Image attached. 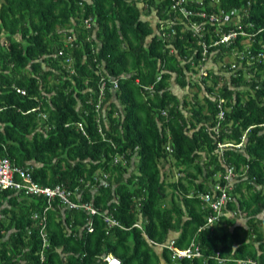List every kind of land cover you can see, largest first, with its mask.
<instances>
[{
	"label": "trees",
	"instance_id": "trees-1",
	"mask_svg": "<svg viewBox=\"0 0 264 264\" xmlns=\"http://www.w3.org/2000/svg\"><path fill=\"white\" fill-rule=\"evenodd\" d=\"M174 5L0 0V158L96 210L0 192V264H264V0Z\"/></svg>",
	"mask_w": 264,
	"mask_h": 264
},
{
	"label": "built area",
	"instance_id": "built-area-1",
	"mask_svg": "<svg viewBox=\"0 0 264 264\" xmlns=\"http://www.w3.org/2000/svg\"><path fill=\"white\" fill-rule=\"evenodd\" d=\"M175 2V5L173 8L179 7V11L183 18H187L189 15V12L186 8L183 7V4L185 0H173ZM201 17H206L205 14H201ZM227 17V16H226ZM209 22L210 23H220V16L218 15H210L209 16ZM195 31L198 33L201 29L198 27L194 28ZM236 34L231 32L229 34H223L221 37V42L223 43H229L231 40L235 39ZM219 44L214 43V45ZM204 48V56L207 54V46L203 45ZM205 59V58H204ZM71 60H68V63H70ZM202 75H205L202 72ZM104 84L102 85L103 88ZM117 87V84L114 83V88ZM18 93L25 95L24 91L17 90ZM220 118L223 116V113L220 112ZM224 146L219 145V148L222 149ZM239 147V146H238ZM232 175V169L228 170V175L224 178L226 180V186L221 188L220 184H217L216 189L222 191L221 195L216 197L215 200H212V196L209 194L204 196V202L209 204V206L213 209L215 212H219L223 205L229 200L227 196V190H230V187L228 185V181L230 180ZM78 188H76L75 193L78 192ZM4 191H14V192H20L23 191L29 196H35L40 197L43 196L48 203L55 197L60 198L64 203L68 205V208L70 209H83L84 211L90 213L91 215H94L96 213V210L91 206V204H78L70 201L69 196L70 192L65 191L64 189L60 187H55L54 189H50L48 187H42L39 184H37L31 176V172L29 169L22 168L16 166L14 163L10 161L7 157L0 158V192ZM31 218L34 221H38V224L41 226L40 235L43 239L44 246H45V235H44V229H45V222L46 217L45 214L42 218H39V215L34 214L31 216ZM215 220L214 217H210L208 219V224H211ZM105 222L108 224V226L117 225L115 221H112L109 218H105ZM91 231V229H89ZM168 248L172 251V260L177 259H189L193 256H199L198 249L195 250V252H192L190 249H177L174 247L173 242L170 243ZM107 262H111V258L107 257L105 258Z\"/></svg>",
	"mask_w": 264,
	"mask_h": 264
},
{
	"label": "crops",
	"instance_id": "crops-1",
	"mask_svg": "<svg viewBox=\"0 0 264 264\" xmlns=\"http://www.w3.org/2000/svg\"><path fill=\"white\" fill-rule=\"evenodd\" d=\"M170 89L172 91V93L177 97V99L180 101V103L182 104V101H183V97L186 93L190 92V90L188 89H181L179 86L176 85V83L174 81H171L170 82ZM112 102H115V98H112L111 99ZM234 183V182H231L230 185ZM231 189H232V186H231ZM226 217L229 218V219H233L234 218V214H232L231 212H226ZM245 224V221L244 220H234V225H243ZM178 236V234L176 233H171L167 242L166 243H169V241L171 239H174ZM166 245V244H165ZM168 245V244H167ZM172 260V259H171Z\"/></svg>",
	"mask_w": 264,
	"mask_h": 264
},
{
	"label": "clouds",
	"instance_id": "clouds-1",
	"mask_svg": "<svg viewBox=\"0 0 264 264\" xmlns=\"http://www.w3.org/2000/svg\"><path fill=\"white\" fill-rule=\"evenodd\" d=\"M33 111H35V109L33 110ZM220 114V113H219ZM42 117L43 118H45V115H42ZM219 118H220V115H219ZM219 145H223L224 147L222 148V149H220L219 148ZM225 146H229V144H218V149H219V151H222L224 148H225ZM239 146V147H238ZM236 147H238V148H240L241 147V145H237ZM221 153V152H220ZM115 162H117V158H115V160H114ZM229 169H232V168H227V170H226V173H225V176L223 177V180L226 182V180L224 179L227 175H228V170ZM103 176L105 177L106 175L105 174H103ZM231 182H233V169H232V175H231V178H230V180L228 181V185H229V187H230V189H231V185H230V183ZM227 183V182H226ZM226 183H225V185L224 186H226ZM219 184V183H218ZM96 214V213H95ZM94 214V215H95ZM91 215V214H90ZM93 216V215H92ZM105 219V218H104ZM208 224V223H207ZM89 229H91L90 227H89ZM88 229V230H89ZM91 231H92V229H91ZM170 243H172V241L170 242ZM170 243H168V245H167V247L170 245ZM175 247V246H174ZM176 248V247H175ZM169 249V248H168ZM177 249H179V248H177ZM170 250V249H169ZM171 251V250H170ZM172 252V251H171ZM107 257H110L111 258V262H107L106 260H105V258H107ZM103 262L105 263V264H120V260L118 259V258H116L115 256H113V255H106V257H104V259H103Z\"/></svg>",
	"mask_w": 264,
	"mask_h": 264
},
{
	"label": "rangeland",
	"instance_id": "rangeland-1",
	"mask_svg": "<svg viewBox=\"0 0 264 264\" xmlns=\"http://www.w3.org/2000/svg\"><path fill=\"white\" fill-rule=\"evenodd\" d=\"M226 61H227V60H226ZM202 71H203V73L205 74V71H204V70H202ZM221 84H222V83H220L219 86H220ZM190 91L193 92V91H196V89L193 88V89H191ZM175 174H176V173H175Z\"/></svg>",
	"mask_w": 264,
	"mask_h": 264
}]
</instances>
